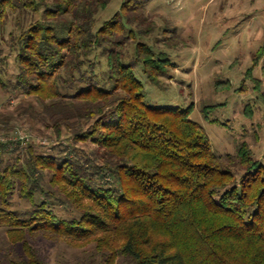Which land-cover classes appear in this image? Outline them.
Returning a JSON list of instances; mask_svg holds the SVG:
<instances>
[{"label":"trees","instance_id":"obj_1","mask_svg":"<svg viewBox=\"0 0 264 264\" xmlns=\"http://www.w3.org/2000/svg\"><path fill=\"white\" fill-rule=\"evenodd\" d=\"M113 1L0 0V129L55 139L0 140V227L23 246L9 264H46L40 237L94 246L85 264H264V157L220 158L194 106L146 103L136 68L159 85L176 65L138 39L141 0L100 20Z\"/></svg>","mask_w":264,"mask_h":264},{"label":"rangeland","instance_id":"obj_2","mask_svg":"<svg viewBox=\"0 0 264 264\" xmlns=\"http://www.w3.org/2000/svg\"><path fill=\"white\" fill-rule=\"evenodd\" d=\"M122 1L114 0L100 20L111 19ZM141 1L148 20L140 26L144 34L138 39L169 54L176 65L172 77L159 85L144 77L142 66L136 68L146 103L182 109L194 106L192 119L205 128L218 157L235 156L247 143L255 158L263 159L264 54L258 56L264 47V0ZM5 100L0 88V113ZM16 103L5 112H12ZM0 140L9 144L7 151L14 146L26 151L34 143L45 152L55 141L29 130L24 121L13 122L12 130L0 129ZM227 167L235 170L233 165ZM35 247L46 264H85L101 257L94 246L79 249L42 237ZM22 256V244L13 245L7 230L0 227V264Z\"/></svg>","mask_w":264,"mask_h":264}]
</instances>
